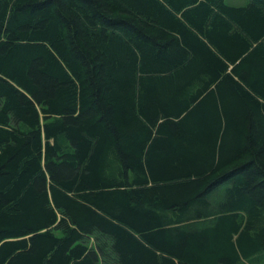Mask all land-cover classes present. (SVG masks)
<instances>
[{
  "label": "trees",
  "instance_id": "trees-1",
  "mask_svg": "<svg viewBox=\"0 0 264 264\" xmlns=\"http://www.w3.org/2000/svg\"><path fill=\"white\" fill-rule=\"evenodd\" d=\"M0 264H264V0H0Z\"/></svg>",
  "mask_w": 264,
  "mask_h": 264
},
{
  "label": "rangeland",
  "instance_id": "rangeland-1",
  "mask_svg": "<svg viewBox=\"0 0 264 264\" xmlns=\"http://www.w3.org/2000/svg\"><path fill=\"white\" fill-rule=\"evenodd\" d=\"M226 3L231 6H240L246 3V0H226Z\"/></svg>",
  "mask_w": 264,
  "mask_h": 264
}]
</instances>
